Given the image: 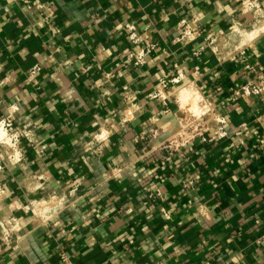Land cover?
I'll return each mask as SVG.
<instances>
[{
  "label": "crops",
  "instance_id": "1",
  "mask_svg": "<svg viewBox=\"0 0 264 264\" xmlns=\"http://www.w3.org/2000/svg\"><path fill=\"white\" fill-rule=\"evenodd\" d=\"M26 1L46 4L53 16L29 11ZM240 6L241 0H0V118L15 108L14 126H27L33 139L21 140L19 163L2 157L0 220L15 222L6 225L12 244L0 242V264H60V247L74 264H264V96L239 93L264 75V18ZM193 18L200 36L181 40L180 24L193 27ZM237 23L246 35L241 42L232 32ZM147 44L155 50L135 66L126 53ZM37 64L41 71L29 81ZM179 73L183 79L165 99L152 97L162 76ZM185 88L213 101L226 136L169 153L160 146ZM112 124L101 153L92 152L95 143L86 150ZM150 129L158 134L141 151L135 138ZM156 189L161 197L151 199ZM50 194L65 196L66 204L47 215L40 203Z\"/></svg>",
  "mask_w": 264,
  "mask_h": 264
},
{
  "label": "built area",
  "instance_id": "2",
  "mask_svg": "<svg viewBox=\"0 0 264 264\" xmlns=\"http://www.w3.org/2000/svg\"><path fill=\"white\" fill-rule=\"evenodd\" d=\"M26 7L31 12L41 13L45 19L51 18L53 16V9L47 6L44 3H33L31 1H26ZM259 16V19L264 18V0H241L240 12L248 13L252 12ZM191 23L194 25L190 26L189 22L183 21L180 24V39L186 42H191L200 36V29L195 26V19L191 20ZM242 28L241 24H235L232 32L234 34H239V29ZM126 29L129 32V38L132 42H138L140 39L133 25H126ZM243 29V28H242ZM243 31V30H242ZM208 44L211 47V50L214 54H218L219 50L216 46V39L211 35L207 36ZM155 50L153 44H147L144 48H141L137 52L128 51L126 56L133 62L135 66H139L146 62V58L149 54ZM235 57H231L230 60L234 61ZM246 69H250V65L245 66ZM41 66L39 64L33 66L27 72V79L29 81L35 80L36 76L40 73ZM106 78L112 77V74L108 73L105 75ZM183 79V74L179 73L176 76L168 77L167 75L162 76L159 80V87L156 93L152 96L153 98L159 97L165 99L167 97V90L171 84H177ZM239 93L243 97H262L264 96V75H258L255 79L248 80L243 83L239 88ZM199 105L203 108V112L198 114H191L190 112H183L179 107V114L176 117L175 123L170 130L169 137L163 142L160 146L161 150H165L169 153L172 152H181L188 151L190 145L197 139L203 141L214 140L216 138H222L226 136V132L223 128L226 121L224 117L218 114L214 103L209 98L200 95ZM133 97L124 96L123 102L127 106L134 107ZM133 103V105H132ZM179 106V105H178ZM129 108V107H128ZM15 108L11 110V114L6 117L0 118V130L4 131L5 137L0 138V196L4 194V189L1 187V174L2 170L6 166L3 162L2 157H5L7 164L15 165L24 159V154L20 148L21 140L23 138L31 144L32 133L27 126L15 127L14 126V117L13 113ZM126 110L124 114H126ZM128 119L127 115H125ZM126 119H122L121 123L123 124ZM118 124V125H122ZM107 130H100L98 133L93 135V140L88 143L86 150H90L92 144L96 145V148L92 149V152L95 154H100L102 151L103 140L109 136L116 129L114 124L110 125ZM118 128V127H117ZM215 129V130H213ZM158 134L156 129H150L149 132H142L136 136L135 140L142 144L141 151L146 149V144L149 138L155 137ZM261 141V136L258 134L256 136V143ZM34 147L35 145L32 144ZM193 181L189 180L186 182V186H192ZM76 188H73L70 193L75 192ZM151 199H156L161 197V193L156 189L149 194ZM66 204V197H56L54 194H50L48 199L42 201L40 205L44 206L46 210L43 211L44 214L49 215V211H60L64 208ZM53 211V212H55ZM162 214L164 217L169 218L168 212L165 209H162ZM51 216V214H50ZM15 222L14 218L7 220H0V242L1 245L5 248L12 244L10 238V229L7 227V224H13ZM58 259L60 264H74L72 257L68 254L64 247H60L58 251Z\"/></svg>",
  "mask_w": 264,
  "mask_h": 264
},
{
  "label": "bare ground",
  "instance_id": "3",
  "mask_svg": "<svg viewBox=\"0 0 264 264\" xmlns=\"http://www.w3.org/2000/svg\"><path fill=\"white\" fill-rule=\"evenodd\" d=\"M184 91H189V92H186L184 93V95H182ZM199 98L200 96L196 91H194L191 88L189 89L185 88L178 92L177 103L180 107V110H182L183 112H194L195 114H198L203 112V108L199 105ZM4 137H5L4 131L0 130V138H4Z\"/></svg>",
  "mask_w": 264,
  "mask_h": 264
},
{
  "label": "rangeland",
  "instance_id": "4",
  "mask_svg": "<svg viewBox=\"0 0 264 264\" xmlns=\"http://www.w3.org/2000/svg\"><path fill=\"white\" fill-rule=\"evenodd\" d=\"M252 13H253V11H252ZM258 17V19L260 18L259 16H257ZM239 32H240V34L242 35V36H239V34H234V35H236V37H235V39L237 38V42H241V40H242V38H245V36H244V31H242V28H240L239 29ZM248 37V36H247ZM247 39V38H246ZM248 40V39H247ZM181 91V90H180ZM194 109V108H193ZM195 110V109H194ZM191 114H193L194 112H190ZM2 187V186H1Z\"/></svg>",
  "mask_w": 264,
  "mask_h": 264
}]
</instances>
